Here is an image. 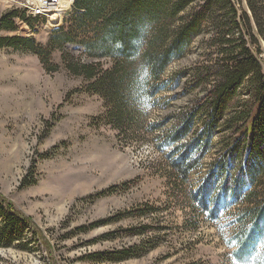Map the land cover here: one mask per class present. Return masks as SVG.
I'll use <instances>...</instances> for the list:
<instances>
[{"label": "rangeland", "instance_id": "1", "mask_svg": "<svg viewBox=\"0 0 264 264\" xmlns=\"http://www.w3.org/2000/svg\"><path fill=\"white\" fill-rule=\"evenodd\" d=\"M30 1L0 0V17L14 9L31 16L26 8ZM31 18L39 19L34 28L16 17L17 27L0 29V36L33 37L47 45L52 31L67 19L50 30L41 17ZM259 39V58L264 65V36ZM201 40L202 35L196 37L186 55L172 61L159 80L144 72L146 86L138 93L139 124L132 128L136 133L127 137L110 125H100L104 100L86 92L85 81L66 69L62 49L51 55L57 70L50 72L33 52L0 48V198L31 219L30 237L34 228L44 237L35 238L28 250L0 247V264H192L199 260L264 264V219L258 225L260 230L250 227L261 233L254 242L243 245L240 262L235 259V251L240 249L239 205L253 189L251 182L245 180L243 189L235 191L238 173L232 169L225 182L232 192L208 208L209 213L213 211L210 217L200 209L203 198L199 196L196 206L191 199L200 191L201 176L209 171L211 162L222 156L220 136L213 139L211 153L192 172L186 184L188 196L180 195L178 189L171 191L166 183L165 156L173 147L166 144L165 134L200 93L188 79L189 67L203 50ZM64 48L85 63L101 62L105 68L111 63L86 53L79 43H66ZM136 139L142 142L135 144ZM251 162L256 168V160ZM238 164L233 159L230 167ZM25 180L34 183L24 184ZM108 187L115 189L98 195ZM144 205L154 210L142 216L137 210ZM111 216L112 222L77 230ZM146 223L151 228L142 233ZM110 232L114 236L105 237ZM45 238L48 248L43 245ZM144 238L149 242L136 251L140 253L136 257L115 261L90 256L139 246Z\"/></svg>", "mask_w": 264, "mask_h": 264}, {"label": "trees", "instance_id": "2", "mask_svg": "<svg viewBox=\"0 0 264 264\" xmlns=\"http://www.w3.org/2000/svg\"><path fill=\"white\" fill-rule=\"evenodd\" d=\"M245 1L246 6L244 0H75L73 12L62 27L52 31L47 45L33 37L0 36V48L33 52L50 72L57 70L51 63V55L62 49L66 69L85 81L86 92L98 94L104 100L100 125H110L127 137L136 133L132 128L139 124L138 93L146 86L144 72L159 80L172 61L183 58L196 37L202 35L203 50L194 66L189 67L188 79L200 93L165 134L166 144L173 147L165 156L168 164L165 177L171 191L178 189L180 195L188 196L186 184L192 172L199 168L201 158L211 153L213 139L220 136L222 156L211 162L209 171L201 176L200 191L192 194L191 199L196 206L199 196L203 198L200 209L210 217L213 211L209 213L208 208L232 192L225 184L232 169L238 173L235 191L243 189L245 180L253 184L237 212L241 223L237 237L240 249L235 251L238 262L242 259L243 245L248 246L261 233L252 232L250 227L260 230L258 225L264 219V65L259 58L262 53L259 38L264 36V0ZM16 17L26 19L33 28L39 20L14 9L0 17V29H15ZM66 43L82 44L86 53L109 59L111 63L105 68L101 62L76 60L64 51ZM245 95L248 98L242 99ZM233 159L239 160L240 166L230 167ZM252 159L256 160V168L251 165ZM220 180L224 184H219ZM28 183L34 181L25 180L24 184ZM114 189L108 187L98 195ZM151 210L154 208L144 205L137 211L143 216ZM112 220L113 216L106 217L77 230L85 231ZM31 225L30 218L0 198V247L28 250L35 238L44 240L42 231L35 228L33 237L29 236ZM142 228L144 233L151 226L146 223ZM112 236L114 232L105 235ZM144 239L139 246L90 256L115 261L136 257L140 254L136 251L149 242ZM43 245L49 246L46 238ZM192 264L219 263L199 260Z\"/></svg>", "mask_w": 264, "mask_h": 264}, {"label": "bare ground", "instance_id": "3", "mask_svg": "<svg viewBox=\"0 0 264 264\" xmlns=\"http://www.w3.org/2000/svg\"><path fill=\"white\" fill-rule=\"evenodd\" d=\"M75 3H65V5H56V12H47V18L43 19L45 23V27L47 29H54L57 28L61 23H56L49 21V19H57V12H58V20L63 21L67 18L74 10ZM27 11L33 17L34 14V5H26Z\"/></svg>", "mask_w": 264, "mask_h": 264}, {"label": "built area", "instance_id": "4", "mask_svg": "<svg viewBox=\"0 0 264 264\" xmlns=\"http://www.w3.org/2000/svg\"><path fill=\"white\" fill-rule=\"evenodd\" d=\"M69 3L68 0H31L28 5H34L33 17L47 18V12H56V5H65ZM71 3H75V0H71ZM49 21L62 23L57 19H49Z\"/></svg>", "mask_w": 264, "mask_h": 264}, {"label": "snow or ice", "instance_id": "5", "mask_svg": "<svg viewBox=\"0 0 264 264\" xmlns=\"http://www.w3.org/2000/svg\"><path fill=\"white\" fill-rule=\"evenodd\" d=\"M69 3H71V0H68Z\"/></svg>", "mask_w": 264, "mask_h": 264}]
</instances>
